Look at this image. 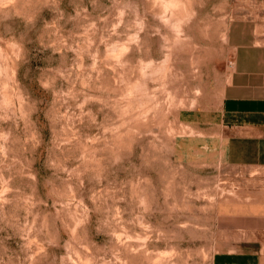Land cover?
<instances>
[{"label":"rangeland","instance_id":"374dc122","mask_svg":"<svg viewBox=\"0 0 264 264\" xmlns=\"http://www.w3.org/2000/svg\"><path fill=\"white\" fill-rule=\"evenodd\" d=\"M228 0H0V264H213L264 166L181 152L218 103ZM250 249L259 245L251 240Z\"/></svg>","mask_w":264,"mask_h":264},{"label":"crops","instance_id":"0c3cea01","mask_svg":"<svg viewBox=\"0 0 264 264\" xmlns=\"http://www.w3.org/2000/svg\"><path fill=\"white\" fill-rule=\"evenodd\" d=\"M233 20L228 30L230 68L218 103L184 108L179 119L181 152L225 159L238 166H264V0H228ZM223 221L245 240L217 250L213 264H264V203L249 201L220 209ZM242 238V237H241Z\"/></svg>","mask_w":264,"mask_h":264}]
</instances>
